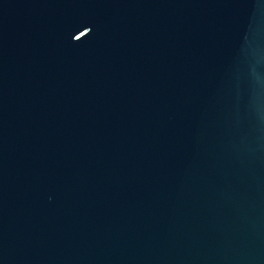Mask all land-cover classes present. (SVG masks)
Listing matches in <instances>:
<instances>
[{
    "label": "water",
    "instance_id": "95a60500",
    "mask_svg": "<svg viewBox=\"0 0 264 264\" xmlns=\"http://www.w3.org/2000/svg\"><path fill=\"white\" fill-rule=\"evenodd\" d=\"M0 264H264V0H0Z\"/></svg>",
    "mask_w": 264,
    "mask_h": 264
}]
</instances>
